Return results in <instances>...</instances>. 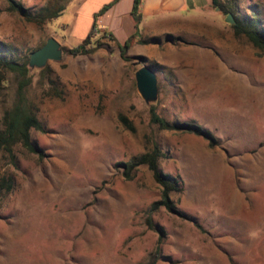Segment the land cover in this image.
I'll return each instance as SVG.
<instances>
[{
  "label": "rangeland",
  "instance_id": "rangeland-1",
  "mask_svg": "<svg viewBox=\"0 0 264 264\" xmlns=\"http://www.w3.org/2000/svg\"><path fill=\"white\" fill-rule=\"evenodd\" d=\"M14 1L31 11L47 2ZM67 1L59 17L36 25L0 0V55L26 61L24 97L42 128L30 131L36 153L17 145L13 162L0 157V177L12 182L0 193V264H264V49L236 36L217 7L197 15L210 22L222 14L228 29L216 32L218 47L184 39L153 47L162 60L143 58L158 93L145 104L135 87L137 56L123 60L107 33L92 30L90 44L99 46L91 54H67L84 35L83 21L71 25L75 0ZM219 2L264 37V0ZM49 38L60 60L28 67ZM17 81L0 74V120ZM150 107L211 140L159 130ZM153 143L162 153L159 170L182 182L170 194L181 216L150 211L160 189L145 167L126 179L116 166Z\"/></svg>",
  "mask_w": 264,
  "mask_h": 264
},
{
  "label": "trees",
  "instance_id": "trees-1",
  "mask_svg": "<svg viewBox=\"0 0 264 264\" xmlns=\"http://www.w3.org/2000/svg\"><path fill=\"white\" fill-rule=\"evenodd\" d=\"M7 3L6 11L15 13L20 18L27 22L34 23L36 25H42L47 21L53 20L59 17L64 10L67 0H47V2L31 11L23 7L20 3L14 0H5ZM115 0L103 5L93 15V22L90 31L82 39V41L76 46L67 50V54L70 56H82L91 54L99 46L98 43L90 44V37L92 30L95 29V23L97 18L102 15L107 9H109ZM140 0H133L130 10V16L134 24V33L122 44L118 45L119 55L123 60H127L125 53L129 48V42L137 34V25L139 23L138 5ZM212 7L218 8L223 14H231L234 19V24L231 25L233 32L236 36L243 35L249 43L255 48L264 49V37L262 34L250 29L247 26H242L232 14L231 10L227 8V4H221L219 0H211ZM173 40L181 41L179 38H170ZM11 73L15 74L18 78L17 86L15 90L14 101L10 107L5 109L2 113L0 120V157L5 156L10 162H13L14 155L13 149L19 145L31 153H36V148L31 142L30 131L42 130L39 121L35 115L34 110L30 107L24 97L25 89L30 84V76L27 71L26 61L19 63L12 59H5L0 55V74ZM51 85L50 91L54 96L59 97L60 91L55 86V81L49 80ZM124 127L132 130V127L128 124L125 118L120 117L119 120ZM149 122L155 125L162 131H173L178 133H192L202 136L207 140H211L210 134L201 129L200 127L190 123H170L161 118L155 113L154 107L149 109ZM162 157V153L156 143H153L150 148L146 149L139 155L131 158L127 162L117 163L116 166L122 169V175L126 179H130L132 173L139 167H145L151 174L153 182L160 189L159 199L150 204V211H155L159 208H164L167 212L181 216V214L175 209L170 194L180 193L182 190V182L177 176H170L162 173L158 168V160ZM12 189V182L9 178L0 177V193H7ZM147 224L150 225L149 220Z\"/></svg>",
  "mask_w": 264,
  "mask_h": 264
},
{
  "label": "crops",
  "instance_id": "crops-1",
  "mask_svg": "<svg viewBox=\"0 0 264 264\" xmlns=\"http://www.w3.org/2000/svg\"><path fill=\"white\" fill-rule=\"evenodd\" d=\"M111 1L113 0H75L76 19L71 25L75 26L77 21H83L84 38L90 31L94 13ZM132 1L115 0L112 6L98 17L95 29L107 33L116 40V44L122 45L135 30L130 16ZM213 9L211 0H140L138 35L131 40L127 55L161 61L155 48L162 43L170 44V38L184 39L193 45L204 42L205 46L218 47L216 32L228 29L222 24L223 13L220 20L215 18V21L211 19L210 22H202L201 18H196L197 15L215 13ZM185 12H193V15H184ZM124 18L129 20L128 24L124 23ZM146 46L155 48L148 50Z\"/></svg>",
  "mask_w": 264,
  "mask_h": 264
},
{
  "label": "water",
  "instance_id": "water-1",
  "mask_svg": "<svg viewBox=\"0 0 264 264\" xmlns=\"http://www.w3.org/2000/svg\"><path fill=\"white\" fill-rule=\"evenodd\" d=\"M225 23L230 25L234 24V19L231 14H226ZM61 56V50L59 44L52 38L46 40V42L36 51L30 55L28 67L41 68L47 61H59ZM137 64L141 66L134 73L136 90L144 101L145 104H150L156 101L158 88L157 79L154 71L150 69L143 57H136Z\"/></svg>",
  "mask_w": 264,
  "mask_h": 264
},
{
  "label": "built area",
  "instance_id": "built-area-1",
  "mask_svg": "<svg viewBox=\"0 0 264 264\" xmlns=\"http://www.w3.org/2000/svg\"><path fill=\"white\" fill-rule=\"evenodd\" d=\"M96 29H94V31H95Z\"/></svg>",
  "mask_w": 264,
  "mask_h": 264
}]
</instances>
